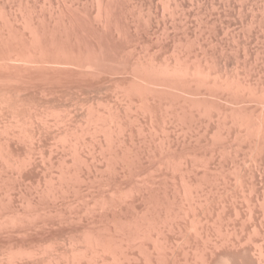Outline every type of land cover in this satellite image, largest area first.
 I'll use <instances>...</instances> for the list:
<instances>
[{
    "label": "rangeland",
    "instance_id": "374dc122",
    "mask_svg": "<svg viewBox=\"0 0 264 264\" xmlns=\"http://www.w3.org/2000/svg\"><path fill=\"white\" fill-rule=\"evenodd\" d=\"M0 264H264V0H0Z\"/></svg>",
    "mask_w": 264,
    "mask_h": 264
}]
</instances>
